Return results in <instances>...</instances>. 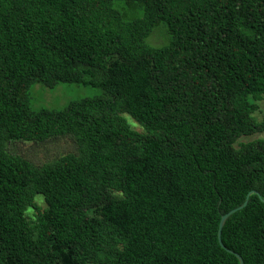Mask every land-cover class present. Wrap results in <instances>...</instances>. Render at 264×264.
Segmentation results:
<instances>
[{
	"label": "trees",
	"instance_id": "16d2710c",
	"mask_svg": "<svg viewBox=\"0 0 264 264\" xmlns=\"http://www.w3.org/2000/svg\"><path fill=\"white\" fill-rule=\"evenodd\" d=\"M61 83L102 93L31 106ZM262 104L264 0H0V264H238L217 229L264 199ZM221 240L264 264L257 195Z\"/></svg>",
	"mask_w": 264,
	"mask_h": 264
},
{
	"label": "rangeland",
	"instance_id": "374dc122",
	"mask_svg": "<svg viewBox=\"0 0 264 264\" xmlns=\"http://www.w3.org/2000/svg\"><path fill=\"white\" fill-rule=\"evenodd\" d=\"M120 7L131 16L140 15V12L138 10H132V8H128L124 4L120 5ZM159 27H162L164 29V26ZM162 28H159L160 33V30ZM159 32L154 33L150 37L149 42L152 45H159L164 41L163 34H160ZM101 93L102 91L99 88L83 86L80 84L73 83H61L53 87L36 85L29 91L28 97L31 106L35 109L39 107L61 109L70 101L82 98L96 97L99 96ZM261 107L263 108L264 105L262 104ZM131 125L132 128L136 129L137 131H142L137 124L132 123ZM256 137H264V135H257ZM7 151L12 154L21 155L29 159L33 163L40 165L47 163L61 155L75 152L76 144L74 140L70 137H63L57 140L48 141L41 144L10 142L7 144ZM37 197L39 198L40 196ZM39 202L41 205H43L41 201Z\"/></svg>",
	"mask_w": 264,
	"mask_h": 264
},
{
	"label": "water",
	"instance_id": "95a60500",
	"mask_svg": "<svg viewBox=\"0 0 264 264\" xmlns=\"http://www.w3.org/2000/svg\"><path fill=\"white\" fill-rule=\"evenodd\" d=\"M251 194H255V195H257V196L260 198V200H261L262 202H264V199H262V198L260 197V195L258 194V192H256V191H251V192H249V193L247 194V196H246L245 201L243 202V204H242L241 206H239V207H237V208H235V209H232V210H230L228 213H226V214H224V215L221 216L220 221H219V225H218V229H217V242H218L219 246H220L225 252H227V253H229V254L235 256V258L238 260V264H243V259L241 258L240 255H238L237 253L231 251L230 249H227V248L223 245L222 240H221V231H222V228H223V226H224L226 220L228 219V217H229L230 215H232L233 213H235L236 211H238V210L244 208V207L247 205V203H248V197H249Z\"/></svg>",
	"mask_w": 264,
	"mask_h": 264
}]
</instances>
